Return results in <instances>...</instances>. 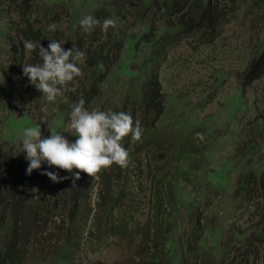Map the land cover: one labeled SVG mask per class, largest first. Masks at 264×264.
Returning a JSON list of instances; mask_svg holds the SVG:
<instances>
[{
  "label": "rangeland",
  "instance_id": "rangeland-1",
  "mask_svg": "<svg viewBox=\"0 0 264 264\" xmlns=\"http://www.w3.org/2000/svg\"><path fill=\"white\" fill-rule=\"evenodd\" d=\"M166 1L0 0V149L12 145L16 156L25 129L37 125L43 138L56 132L75 142L72 105L92 87L88 111L126 112L143 129L140 141H122L127 167L77 187L70 225L35 234L21 215L30 243L19 264H264V0H211L205 20L184 27L192 13L182 18ZM169 1L185 13L207 4ZM87 15L116 27L85 33ZM25 40L85 54L82 75L54 102L23 74L42 63ZM98 56L105 63L96 79ZM55 187L71 188L68 179ZM5 259L0 250V264H12Z\"/></svg>",
  "mask_w": 264,
  "mask_h": 264
},
{
  "label": "clouds",
  "instance_id": "clouds-1",
  "mask_svg": "<svg viewBox=\"0 0 264 264\" xmlns=\"http://www.w3.org/2000/svg\"><path fill=\"white\" fill-rule=\"evenodd\" d=\"M100 26L101 31L107 33L109 28L116 27V20L106 18L101 22L92 15H87L80 20V28L88 33ZM55 31L56 25L50 26ZM23 48L30 55L39 48L42 63L24 65L23 74L35 88L42 92V98L54 102L63 94V89L81 76V69L77 62L83 63L85 54L79 50H65L61 42L51 40L48 48L39 42L25 40ZM70 133L77 137L75 142H70L64 135L51 132L47 138L42 137L39 125L26 128L22 139V149L26 152L29 161L27 174L41 168L46 163L49 168L66 171L72 174L73 185L81 178L80 173L95 177L102 170L111 168L114 164L125 168L128 166L129 154L122 141L131 136L133 142L140 141L143 129L140 122L133 121L126 112L88 111L84 99L72 105L69 123ZM196 136L203 139L202 133ZM76 170V171H74ZM54 183H59L69 177H61L56 172L44 171Z\"/></svg>",
  "mask_w": 264,
  "mask_h": 264
},
{
  "label": "trees",
  "instance_id": "trees-1",
  "mask_svg": "<svg viewBox=\"0 0 264 264\" xmlns=\"http://www.w3.org/2000/svg\"><path fill=\"white\" fill-rule=\"evenodd\" d=\"M164 6L167 10L180 13L182 18L192 13V20L181 21L182 27L193 24V20L194 22L198 20L196 26H199L205 20V17L210 14L212 2L211 0H207V4L202 10L194 2L186 13L183 12L185 7L183 3H178L177 1L168 0L164 3ZM263 58L264 50L260 54L259 60ZM104 63L105 61L100 56L94 57L93 61H91V64L98 70L96 79H99V74H101ZM95 91L94 87L89 92L83 91L82 98L85 103ZM124 140L127 145L128 138L127 141L126 139ZM126 145L124 144L123 147L127 150ZM11 146L7 149H0V250L6 256L7 259L5 260H10L12 264H19L22 262L23 252L30 243L28 239L29 233L25 230L22 222L24 217H21V215L26 213L34 221L32 226L35 234L44 233L45 227L50 223L57 225L59 230L60 227L63 229L65 221L64 226L66 227V225L68 226L74 222L78 215L79 203L82 197L77 195L75 190L80 186L90 188L92 177L85 173H80L81 178L75 181V185H73L71 173L55 167L49 168L46 163H44V168H41L39 171L33 170L31 175H28L27 167L29 161L26 159V152L22 149V143L19 145L20 152L18 151L16 156L11 151V148L14 146ZM112 169L118 170L119 173L122 170L121 167L115 164L112 166ZM44 171L56 172L61 177H69L68 183L71 188H68L64 192L59 191L55 187V183L48 176L41 174ZM37 178L40 180V190L37 192L39 197L36 198L33 188L37 184ZM72 188L74 189L72 190ZM71 190L72 194L70 195ZM57 219H59V222ZM69 242L70 238L66 233V236L61 241L63 251ZM146 248L148 250V247ZM2 260L4 261V259ZM147 261V264H155V257H148Z\"/></svg>",
  "mask_w": 264,
  "mask_h": 264
}]
</instances>
